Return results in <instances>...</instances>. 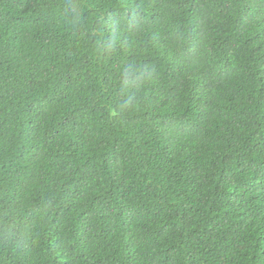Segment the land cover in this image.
<instances>
[{
  "label": "trees",
  "instance_id": "trees-1",
  "mask_svg": "<svg viewBox=\"0 0 264 264\" xmlns=\"http://www.w3.org/2000/svg\"><path fill=\"white\" fill-rule=\"evenodd\" d=\"M0 264H264V0H0Z\"/></svg>",
  "mask_w": 264,
  "mask_h": 264
}]
</instances>
